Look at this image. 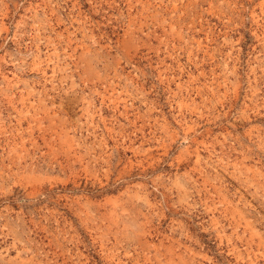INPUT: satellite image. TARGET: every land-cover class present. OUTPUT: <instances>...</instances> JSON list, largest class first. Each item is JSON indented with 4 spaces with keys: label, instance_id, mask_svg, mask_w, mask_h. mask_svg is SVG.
<instances>
[{
    "label": "rangeland",
    "instance_id": "1",
    "mask_svg": "<svg viewBox=\"0 0 264 264\" xmlns=\"http://www.w3.org/2000/svg\"><path fill=\"white\" fill-rule=\"evenodd\" d=\"M0 264H264V0H0Z\"/></svg>",
    "mask_w": 264,
    "mask_h": 264
}]
</instances>
